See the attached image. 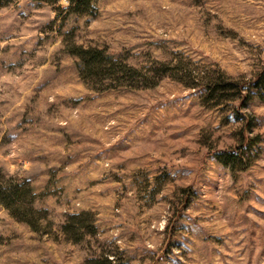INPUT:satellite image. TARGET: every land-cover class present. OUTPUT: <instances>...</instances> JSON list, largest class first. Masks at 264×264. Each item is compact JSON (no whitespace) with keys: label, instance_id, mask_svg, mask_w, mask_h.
<instances>
[{"label":"rangeland","instance_id":"rangeland-1","mask_svg":"<svg viewBox=\"0 0 264 264\" xmlns=\"http://www.w3.org/2000/svg\"><path fill=\"white\" fill-rule=\"evenodd\" d=\"M75 45L161 77L106 88ZM263 72L264 0H0V176L43 211L0 202V264H264Z\"/></svg>","mask_w":264,"mask_h":264},{"label":"trees","instance_id":"trees-1","mask_svg":"<svg viewBox=\"0 0 264 264\" xmlns=\"http://www.w3.org/2000/svg\"><path fill=\"white\" fill-rule=\"evenodd\" d=\"M72 51L80 59V67L85 72L100 80L106 88H119L129 86L131 88L151 87L158 83L159 76L154 73L144 72L142 69L131 65L126 60L117 58L108 49L93 46L75 45ZM206 84L207 96L210 99L219 98L228 90H236L243 94L245 90L244 82L231 80L224 72L211 77ZM253 86L264 94V72L259 74L253 81ZM246 139L243 141V145ZM227 159L225 164H230V159H234L233 150L225 151ZM35 191L32 185L19 180H9L4 175L0 176V202L11 212L12 215L26 221L35 230L39 228L38 213L43 212L34 206ZM93 264H116L114 259L109 256H103L93 260Z\"/></svg>","mask_w":264,"mask_h":264}]
</instances>
